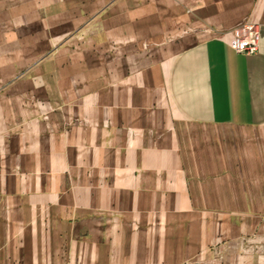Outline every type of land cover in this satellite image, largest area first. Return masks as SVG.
Returning <instances> with one entry per match:
<instances>
[{
	"label": "crops",
	"instance_id": "0c3cea01",
	"mask_svg": "<svg viewBox=\"0 0 264 264\" xmlns=\"http://www.w3.org/2000/svg\"><path fill=\"white\" fill-rule=\"evenodd\" d=\"M249 234L264 0H0V264H184Z\"/></svg>",
	"mask_w": 264,
	"mask_h": 264
},
{
	"label": "rangeland",
	"instance_id": "374dc122",
	"mask_svg": "<svg viewBox=\"0 0 264 264\" xmlns=\"http://www.w3.org/2000/svg\"><path fill=\"white\" fill-rule=\"evenodd\" d=\"M208 130H227L207 128ZM264 258V235H242L235 242L223 241L208 246L207 251L199 258L184 264H249L253 260L262 262Z\"/></svg>",
	"mask_w": 264,
	"mask_h": 264
},
{
	"label": "built area",
	"instance_id": "2783aa9c",
	"mask_svg": "<svg viewBox=\"0 0 264 264\" xmlns=\"http://www.w3.org/2000/svg\"><path fill=\"white\" fill-rule=\"evenodd\" d=\"M260 45V31L253 22H245L232 30V46L239 53L253 54Z\"/></svg>",
	"mask_w": 264,
	"mask_h": 264
}]
</instances>
